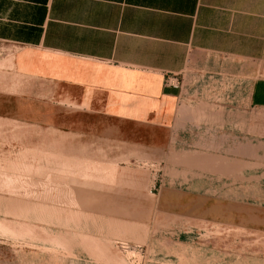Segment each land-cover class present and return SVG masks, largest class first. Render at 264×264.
<instances>
[{
	"label": "crops",
	"instance_id": "crops-1",
	"mask_svg": "<svg viewBox=\"0 0 264 264\" xmlns=\"http://www.w3.org/2000/svg\"><path fill=\"white\" fill-rule=\"evenodd\" d=\"M0 49L21 119L176 161L166 209L264 224V0H0Z\"/></svg>",
	"mask_w": 264,
	"mask_h": 264
},
{
	"label": "rangeland",
	"instance_id": "rangeland-1",
	"mask_svg": "<svg viewBox=\"0 0 264 264\" xmlns=\"http://www.w3.org/2000/svg\"><path fill=\"white\" fill-rule=\"evenodd\" d=\"M22 81L0 74V264H264V224L166 209L182 202L176 161L21 119Z\"/></svg>",
	"mask_w": 264,
	"mask_h": 264
},
{
	"label": "trees",
	"instance_id": "trees-1",
	"mask_svg": "<svg viewBox=\"0 0 264 264\" xmlns=\"http://www.w3.org/2000/svg\"><path fill=\"white\" fill-rule=\"evenodd\" d=\"M254 101L257 104H264V81H259L256 84Z\"/></svg>",
	"mask_w": 264,
	"mask_h": 264
}]
</instances>
